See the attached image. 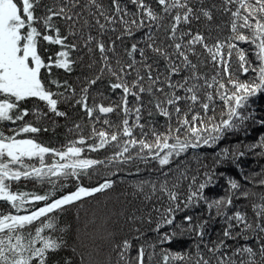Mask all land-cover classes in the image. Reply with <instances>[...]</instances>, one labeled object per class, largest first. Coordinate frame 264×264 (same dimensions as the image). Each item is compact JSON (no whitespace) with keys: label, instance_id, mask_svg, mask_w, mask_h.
I'll return each instance as SVG.
<instances>
[{"label":"snow or ice","instance_id":"snow-or-ice-1","mask_svg":"<svg viewBox=\"0 0 264 264\" xmlns=\"http://www.w3.org/2000/svg\"><path fill=\"white\" fill-rule=\"evenodd\" d=\"M262 99L264 0H0V264H264Z\"/></svg>","mask_w":264,"mask_h":264},{"label":"trees","instance_id":"trees-1","mask_svg":"<svg viewBox=\"0 0 264 264\" xmlns=\"http://www.w3.org/2000/svg\"><path fill=\"white\" fill-rule=\"evenodd\" d=\"M258 103H264V99L258 101ZM71 211H75V210L73 209V210H71Z\"/></svg>","mask_w":264,"mask_h":264}]
</instances>
